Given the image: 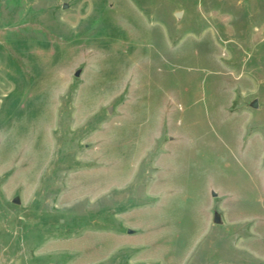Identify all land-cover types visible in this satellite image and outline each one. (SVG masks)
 <instances>
[{
	"label": "rangeland",
	"instance_id": "obj_1",
	"mask_svg": "<svg viewBox=\"0 0 264 264\" xmlns=\"http://www.w3.org/2000/svg\"><path fill=\"white\" fill-rule=\"evenodd\" d=\"M0 264H264V0H0Z\"/></svg>",
	"mask_w": 264,
	"mask_h": 264
},
{
	"label": "water",
	"instance_id": "obj_2",
	"mask_svg": "<svg viewBox=\"0 0 264 264\" xmlns=\"http://www.w3.org/2000/svg\"><path fill=\"white\" fill-rule=\"evenodd\" d=\"M179 13L177 14V16L179 17ZM80 75V72H76V76H79ZM251 106L253 107V108H257L258 107V102H257V100H255L252 104H251ZM110 111V110H109ZM213 196H216V194H214L213 193ZM15 204H19L20 203V200L18 199V198H16L14 201H13ZM214 222L216 223V224H219L220 223V216L218 215V214H215V216H214ZM128 233L129 234H131L132 233V230H128Z\"/></svg>",
	"mask_w": 264,
	"mask_h": 264
}]
</instances>
